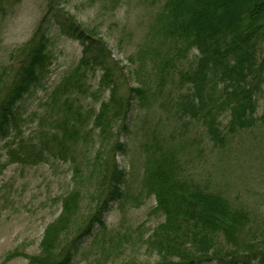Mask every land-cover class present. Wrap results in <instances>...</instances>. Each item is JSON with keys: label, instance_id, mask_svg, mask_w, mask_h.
Listing matches in <instances>:
<instances>
[{"label": "trees", "instance_id": "16d2710c", "mask_svg": "<svg viewBox=\"0 0 264 264\" xmlns=\"http://www.w3.org/2000/svg\"><path fill=\"white\" fill-rule=\"evenodd\" d=\"M62 1L46 0L31 36L0 62V138L17 131L5 143L9 162L68 161L73 178L96 182V206L69 232L80 194L64 196L59 216L47 225L39 252L27 255V264H72L82 239L106 230L104 211L130 198V168L117 155L127 157L139 129L141 187L153 195L154 212L162 216L144 240L156 259L118 264H264V232L250 224L248 211L190 178L185 149L172 145L191 123L201 124L217 147L257 123L264 86V0H155L149 45L126 64ZM3 14L0 3V19ZM55 30L80 43V57L48 92L25 136L18 103L48 71ZM147 53L150 68L144 70ZM105 92L98 106L87 102V96L94 100ZM153 105L161 111L155 123L137 127L133 109ZM170 118L176 124L166 131ZM102 251L90 264H104Z\"/></svg>", "mask_w": 264, "mask_h": 264}, {"label": "rangeland", "instance_id": "374dc122", "mask_svg": "<svg viewBox=\"0 0 264 264\" xmlns=\"http://www.w3.org/2000/svg\"><path fill=\"white\" fill-rule=\"evenodd\" d=\"M1 1L4 14L0 19V62L5 60L9 51L31 36L46 5V0ZM61 5L81 23L95 28L106 40L113 57L122 59V64H126L125 59L133 57L132 53L139 48L149 45L147 33L158 8L155 0H63ZM49 48L52 60L48 71L18 103L20 131L25 136L35 127L36 116L43 112L41 103L45 102L48 92L80 57V43L56 30L51 34ZM143 65L144 70H149L148 53ZM93 81L95 78H91V83ZM164 87L167 93L171 86L167 83ZM106 96L107 92L100 93L94 100L91 95L86 99L98 106ZM132 113L133 120L137 115V127H141L152 126L161 111L153 105L149 110L134 108ZM257 117L255 125L229 136L222 147H217L208 138L198 122L180 129L172 145L185 149V172L190 178L221 193L233 205L246 209L250 224L258 225V232H264V86L259 95ZM175 124L176 121L170 118L165 121L164 129L169 131ZM16 133L13 129L10 135L0 138V264H27V255L39 252L44 230L59 216L62 199L69 192L77 190L80 194L79 209L74 214L69 232L77 226L81 216H87L96 206V182L92 181V185L85 179L77 181L72 177L68 161L9 162L5 143L10 142ZM140 140L141 129L132 137L127 157L117 155L120 163L130 168V198L122 204L109 205L103 213L106 230L83 238L72 264H90L103 249L106 250L105 257L99 261L104 264L122 261L147 263L156 259L144 240L162 216L154 212L153 195L141 187L143 158L137 151ZM65 236L61 234L63 239Z\"/></svg>", "mask_w": 264, "mask_h": 264}]
</instances>
